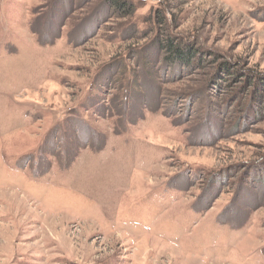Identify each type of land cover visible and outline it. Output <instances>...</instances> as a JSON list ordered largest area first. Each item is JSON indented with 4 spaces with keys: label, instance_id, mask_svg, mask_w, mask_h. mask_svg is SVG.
Here are the masks:
<instances>
[{
    "label": "rangeland",
    "instance_id": "374dc122",
    "mask_svg": "<svg viewBox=\"0 0 264 264\" xmlns=\"http://www.w3.org/2000/svg\"><path fill=\"white\" fill-rule=\"evenodd\" d=\"M113 1L0 0V264H264V0Z\"/></svg>",
    "mask_w": 264,
    "mask_h": 264
},
{
    "label": "trees",
    "instance_id": "16d2710c",
    "mask_svg": "<svg viewBox=\"0 0 264 264\" xmlns=\"http://www.w3.org/2000/svg\"><path fill=\"white\" fill-rule=\"evenodd\" d=\"M113 3L115 9L116 10L119 9L121 12H123V17L125 18H128L135 10L133 5L123 4L122 0H115L113 1ZM161 21L158 20V24H160ZM161 47L169 51L167 58H165L166 62L172 64L174 63V65L175 63L177 64L184 63L187 65H192L194 63L193 62L195 60L194 51H193L194 49L188 43H184V44L179 43L178 45L174 42V40L167 39L165 42H163V44H161ZM230 74H234V73H230ZM252 82L253 81H251V85L253 84ZM263 100H264V93L260 95L257 94V96L254 98V105L255 102L258 103L259 105V103H262Z\"/></svg>",
    "mask_w": 264,
    "mask_h": 264
}]
</instances>
